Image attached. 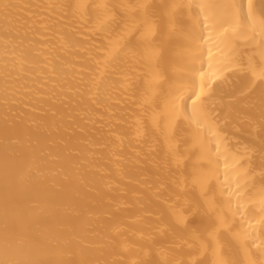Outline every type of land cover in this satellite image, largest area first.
Instances as JSON below:
<instances>
[{"label": "bare ground", "instance_id": "obj_1", "mask_svg": "<svg viewBox=\"0 0 264 264\" xmlns=\"http://www.w3.org/2000/svg\"><path fill=\"white\" fill-rule=\"evenodd\" d=\"M0 264H264V0H0Z\"/></svg>", "mask_w": 264, "mask_h": 264}]
</instances>
